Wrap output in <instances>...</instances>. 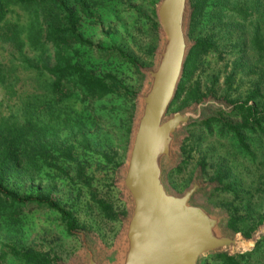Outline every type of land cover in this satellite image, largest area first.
<instances>
[{"label": "rangeland", "instance_id": "374dc122", "mask_svg": "<svg viewBox=\"0 0 264 264\" xmlns=\"http://www.w3.org/2000/svg\"><path fill=\"white\" fill-rule=\"evenodd\" d=\"M158 1L92 0L93 14L82 15V34L106 49L80 47L78 53L71 49L69 54L100 75H117L123 86L113 92L87 100L80 93L50 94L47 87L51 81L41 83L42 79L23 70L15 93L0 86L4 127L14 114L19 126L30 130L31 144L38 141L49 150L47 158L38 156L34 161L31 190L35 196L49 194L71 210L80 225L69 231L60 213L45 205H35L8 222H0V253L10 252L7 264H27L11 253L13 246L33 249L46 260L43 264H69L83 249L78 234L82 230L107 250L114 249L128 216L118 176L127 158L138 94L146 79L142 69L153 66L159 44L160 25L156 28L152 15ZM195 1L191 0L192 13ZM223 1L209 0L196 20L191 17V66L184 72L182 92L170 112L209 98L224 106L184 127L182 158L169 171L168 182L183 192L204 163L203 180L211 184L206 200L227 213L229 229L251 237L264 226V128L245 124L238 104L261 79L264 91V59L257 63L250 46L244 51L242 41L250 37L254 26L242 21L237 27L232 11L221 7ZM12 51L18 52L0 39L3 69L11 66ZM32 93L35 95L30 98ZM18 180L25 182L23 176ZM102 200L110 205L109 211L103 209ZM253 249L252 256L238 257L236 264H264V236L256 248L249 246L228 255ZM219 254L223 253L204 257L202 264H230Z\"/></svg>", "mask_w": 264, "mask_h": 264}, {"label": "water", "instance_id": "95a60500", "mask_svg": "<svg viewBox=\"0 0 264 264\" xmlns=\"http://www.w3.org/2000/svg\"><path fill=\"white\" fill-rule=\"evenodd\" d=\"M156 14L159 44L153 66L142 69L146 79L118 176L128 216L112 251L85 230L78 232L83 249L69 264H202L210 254L255 247L264 236V226L251 237L228 228L227 213L206 200L211 184L204 182L201 167L183 192L168 182L182 158L184 127L224 104L209 98L170 112L192 47L191 0H159Z\"/></svg>", "mask_w": 264, "mask_h": 264}, {"label": "trees", "instance_id": "16d2710c", "mask_svg": "<svg viewBox=\"0 0 264 264\" xmlns=\"http://www.w3.org/2000/svg\"><path fill=\"white\" fill-rule=\"evenodd\" d=\"M208 2L209 0L195 1L193 19L196 20L203 13ZM221 5L224 10L232 11L233 23H237V27L242 21H249L254 26L250 37L242 43L244 51L250 46L256 62L261 63L264 59V0H224ZM93 6L92 0H0V39L13 45L18 51L11 52L9 68L3 69L0 66V86L9 87L11 93H15V85L20 80L21 70L35 74L42 79L41 83L47 84L51 81L50 85L47 84L50 94L80 93L84 100L105 96L113 92L115 87L123 86L117 75L113 73L100 75L80 61L74 60V56L69 54L71 49L78 53L80 47H94L100 51L106 49L103 44H94L81 32L82 15L91 16ZM154 6L152 15L157 28L159 22L156 5ZM14 15L18 17L14 19ZM192 52L193 50L190 54ZM37 53L40 56H36ZM190 66L189 55L185 73ZM261 80L247 99L238 104V107L243 111L245 124L262 129L264 128V91ZM183 84L184 81H181L175 101L182 92ZM32 95L35 93L29 97L31 98ZM9 119L10 123H6L4 127L5 118L0 117V222H8L23 214L24 210H32L35 205H45L59 212L68 230L73 232L80 227L74 213L51 198L49 194L40 193L35 196L31 190L36 165L34 161L38 156L47 158L49 150L38 141L31 144L33 138L30 139L32 137L30 130L27 127L21 128L14 114ZM201 165L204 171L205 164L201 163ZM20 176L24 177L25 184L18 180ZM217 179L222 182L221 179ZM101 204L105 211L111 209L103 200ZM112 213L113 217H117V212L113 209ZM255 251L253 249L235 256L223 253L218 256L225 257L230 264H236L238 257L252 256ZM11 253L24 259L27 264L46 263V260L39 258L40 255L31 248L20 249L13 246ZM8 254L10 252L0 253V264H7Z\"/></svg>", "mask_w": 264, "mask_h": 264}]
</instances>
